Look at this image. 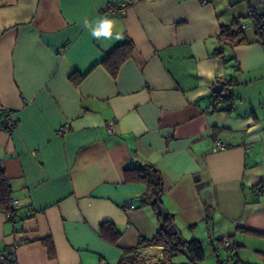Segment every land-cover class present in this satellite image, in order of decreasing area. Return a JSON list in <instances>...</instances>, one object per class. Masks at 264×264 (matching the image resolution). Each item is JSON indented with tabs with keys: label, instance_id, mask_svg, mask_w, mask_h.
I'll return each instance as SVG.
<instances>
[{
	"label": "crops",
	"instance_id": "obj_1",
	"mask_svg": "<svg viewBox=\"0 0 264 264\" xmlns=\"http://www.w3.org/2000/svg\"><path fill=\"white\" fill-rule=\"evenodd\" d=\"M110 1L123 0H0V166L20 215L0 211V250L13 249L17 264H116L159 227L138 206L143 184L122 173L149 161L162 171L163 206L181 237L203 245L199 264H264V45L251 24L247 42L213 54L221 25L251 21L248 4L130 0L118 16L103 12ZM105 16L114 35L96 39L84 22ZM128 41L133 53L113 77L102 60ZM225 79L232 101L214 110ZM218 139L226 146L214 151ZM103 221L121 231L115 244L99 236ZM163 257L150 246L139 260ZM176 259L189 264L183 253Z\"/></svg>",
	"mask_w": 264,
	"mask_h": 264
},
{
	"label": "trees",
	"instance_id": "obj_2",
	"mask_svg": "<svg viewBox=\"0 0 264 264\" xmlns=\"http://www.w3.org/2000/svg\"><path fill=\"white\" fill-rule=\"evenodd\" d=\"M249 7V6H248ZM250 9V8H249ZM251 24L254 27V33L257 40L264 45V12L251 11ZM244 18H235L230 23L220 26L216 35L218 43L213 54L220 56L224 46L247 42L245 29L240 27V22ZM133 53V45L130 41L125 42L110 53L102 60V64L108 72L114 77L121 64L127 60ZM83 77L79 74H72L71 80L77 84ZM220 87L215 91L214 110L223 109L222 102L232 101L233 95L229 91L230 80L219 81ZM125 181H137L143 184V192L137 197L138 206L150 207L159 223L157 231L151 237H141L135 246L124 248L116 264H175L172 260L179 253H183L189 260V264H199L205 258L203 245L196 239L185 240L181 237L180 230L177 228L174 215L166 211V216L159 213V207H163V195L166 191L163 174L160 168L149 161L139 162L135 167H129L122 170ZM264 187V183L261 184ZM12 190L8 179L5 176L4 169L0 166V211L5 214H11V219H20L18 208L13 210L10 203ZM165 209V208H164ZM26 216V215H25ZM98 234L105 241L115 244L121 235L119 228L111 221H103L98 225ZM49 248L50 255L53 248L50 241H45ZM150 246L163 247L164 257L158 261L143 262L139 260L140 251ZM99 264H105L100 262Z\"/></svg>",
	"mask_w": 264,
	"mask_h": 264
},
{
	"label": "built area",
	"instance_id": "obj_3",
	"mask_svg": "<svg viewBox=\"0 0 264 264\" xmlns=\"http://www.w3.org/2000/svg\"><path fill=\"white\" fill-rule=\"evenodd\" d=\"M203 2L206 0H202ZM246 1V3L248 4L249 8L251 11H262L264 12V0H244ZM130 0H123L121 2H116V1H110L108 2L104 7H103V12L108 14V15H118L121 16L124 12V10L126 9V7L129 5ZM262 24H264V20H262ZM240 27L242 29H248L251 27V21L249 19H243L240 22ZM4 116V120H5V125L7 126V129H11L14 124L15 121L11 118L9 112L6 109H2L1 110ZM107 129L109 131H112L114 128V121L110 120L107 122L106 124ZM68 131V125L65 124L63 125L58 133L59 134H63L66 133ZM225 143L218 139L215 141L214 146H213V150H218V149H224L225 148ZM247 148L249 149V147L247 146ZM11 207L13 210L18 208V201L16 199H12L11 203H10ZM134 205L131 204L129 205V208H133ZM8 217L11 216V214H7ZM14 217V216H11ZM221 243H222V248L224 250V252L226 253V255L228 257L232 256L235 254V247L233 246L230 238L226 237V236H222L221 237ZM0 264H17L16 261V257L14 254V250L10 249L9 251H5V250H0Z\"/></svg>",
	"mask_w": 264,
	"mask_h": 264
},
{
	"label": "clouds",
	"instance_id": "obj_4",
	"mask_svg": "<svg viewBox=\"0 0 264 264\" xmlns=\"http://www.w3.org/2000/svg\"><path fill=\"white\" fill-rule=\"evenodd\" d=\"M85 27L90 31L91 36L96 39H111L114 35V28L116 21L112 18L100 17L94 22H88L85 20ZM116 39H120L119 33H115Z\"/></svg>",
	"mask_w": 264,
	"mask_h": 264
},
{
	"label": "rangeland",
	"instance_id": "obj_5",
	"mask_svg": "<svg viewBox=\"0 0 264 264\" xmlns=\"http://www.w3.org/2000/svg\"><path fill=\"white\" fill-rule=\"evenodd\" d=\"M245 95L252 99L253 104H256V102H257V100H256L257 99V93L252 88L248 89L245 92ZM220 258L222 260L225 259V253L223 251H221V253H220ZM178 260L181 261V262H183V263H186L187 262L185 259H181V258H179ZM178 260L176 259L173 262L174 263H177V264H183V263L179 262Z\"/></svg>",
	"mask_w": 264,
	"mask_h": 264
},
{
	"label": "water",
	"instance_id": "obj_6",
	"mask_svg": "<svg viewBox=\"0 0 264 264\" xmlns=\"http://www.w3.org/2000/svg\"><path fill=\"white\" fill-rule=\"evenodd\" d=\"M159 213L164 217L166 216V210L163 207H159Z\"/></svg>",
	"mask_w": 264,
	"mask_h": 264
}]
</instances>
